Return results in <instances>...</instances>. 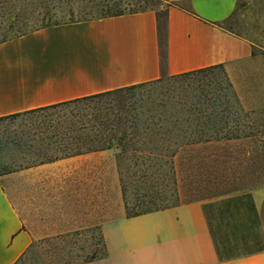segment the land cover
Wrapping results in <instances>:
<instances>
[{
  "label": "crops",
  "instance_id": "1",
  "mask_svg": "<svg viewBox=\"0 0 264 264\" xmlns=\"http://www.w3.org/2000/svg\"><path fill=\"white\" fill-rule=\"evenodd\" d=\"M165 7L51 25L0 43V118L221 65L241 106L253 62L250 38L225 26L239 0H161ZM164 14L162 42L157 14ZM239 138L184 146H226ZM115 148L0 174V264H15L44 236L96 231L100 256L77 264H264V180L126 217L110 218ZM113 173V174H112ZM21 210H19V204Z\"/></svg>",
  "mask_w": 264,
  "mask_h": 264
},
{
  "label": "trees",
  "instance_id": "2",
  "mask_svg": "<svg viewBox=\"0 0 264 264\" xmlns=\"http://www.w3.org/2000/svg\"><path fill=\"white\" fill-rule=\"evenodd\" d=\"M148 9L159 10L147 6L144 0H102L76 12L88 18L71 20V8L40 4L28 10L12 0H0V43L46 26ZM157 28L162 42L166 35L164 14H157ZM82 101L94 105L61 110ZM252 114L243 110L224 68L217 65L2 117L0 123L27 115L30 125L21 134L13 131L0 136V153L8 148L33 149L39 153L34 155L41 158L38 162H48L115 148L119 152L117 168L125 216L132 217L179 204L175 170L179 150L253 137ZM125 179L132 187L130 199Z\"/></svg>",
  "mask_w": 264,
  "mask_h": 264
},
{
  "label": "rangeland",
  "instance_id": "3",
  "mask_svg": "<svg viewBox=\"0 0 264 264\" xmlns=\"http://www.w3.org/2000/svg\"><path fill=\"white\" fill-rule=\"evenodd\" d=\"M99 1L102 0H12L28 10L40 4L60 5L63 9L71 8L74 11V19L71 20L88 18L76 12L85 5L89 7L92 2L95 4ZM144 1L153 9L165 7L155 0ZM225 26L251 39L254 59L243 74L246 87L242 89L247 95L260 97L264 101V0H239L235 13ZM93 105L94 102L82 101L64 106L61 110L88 109ZM251 106L254 107L251 110L241 107L246 112L254 113L250 115V127L255 136L226 146L188 148L177 156L175 170L181 202L211 196L225 189L250 186L264 180V104L252 103ZM29 125L27 115L8 118L0 123V136L4 137L13 131L21 134ZM34 154L39 153L33 149L21 151L15 148L1 151L0 174L7 170L18 172L24 167L36 164L41 158ZM121 170L124 171L123 168ZM117 178V183L113 177L111 178L110 218L118 216L114 211L117 205L113 200L117 185L121 192L118 168ZM125 181L130 199L132 187L128 179ZM18 204L21 210L20 203ZM124 214L126 215L125 208ZM102 253V240L94 230L59 233L33 241L15 264H77L100 256Z\"/></svg>",
  "mask_w": 264,
  "mask_h": 264
}]
</instances>
